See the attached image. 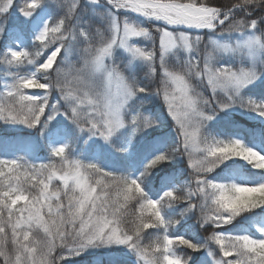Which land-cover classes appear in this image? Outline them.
<instances>
[{
	"label": "snow or ice",
	"instance_id": "6c2138e0",
	"mask_svg": "<svg viewBox=\"0 0 264 264\" xmlns=\"http://www.w3.org/2000/svg\"><path fill=\"white\" fill-rule=\"evenodd\" d=\"M0 66V264H264V0H0Z\"/></svg>",
	"mask_w": 264,
	"mask_h": 264
},
{
	"label": "trees",
	"instance_id": "16d2710c",
	"mask_svg": "<svg viewBox=\"0 0 264 264\" xmlns=\"http://www.w3.org/2000/svg\"><path fill=\"white\" fill-rule=\"evenodd\" d=\"M225 3H229L230 0H224ZM16 16H19L17 13L13 12L12 15L9 17V23L10 24H16L18 21L15 20V17ZM33 51H35V49H32ZM2 67L3 66H0V71H2ZM247 127H252L253 125L251 123H248L246 124ZM4 131L3 128H0V133H2ZM16 131L22 133V135H20L18 137V139L21 141V142H26V141H29L32 139L31 136L28 135V133L31 131V130H27V129H17ZM76 149L77 151H81L85 148V145H83L82 143L80 144H77L76 146ZM24 148V144L23 143H18V144H13L10 146V151H15L17 155H22L21 153H23V149ZM38 155H40L41 157H46L47 156V149L44 148V149H41L38 151ZM189 223H195V221H190ZM246 226V225H244ZM201 235L202 236H206L207 233H203L201 231ZM78 260L81 259V258H77ZM84 260L86 261H89V262H95V261H99L100 264H106V258L103 257V256H100V255H97V256H89V257H85L83 258Z\"/></svg>",
	"mask_w": 264,
	"mask_h": 264
},
{
	"label": "rangeland",
	"instance_id": "374dc122",
	"mask_svg": "<svg viewBox=\"0 0 264 264\" xmlns=\"http://www.w3.org/2000/svg\"><path fill=\"white\" fill-rule=\"evenodd\" d=\"M19 19H20V17L19 16H16L15 17V20H17V21H19ZM22 155L24 154V152L23 153H21Z\"/></svg>",
	"mask_w": 264,
	"mask_h": 264
}]
</instances>
